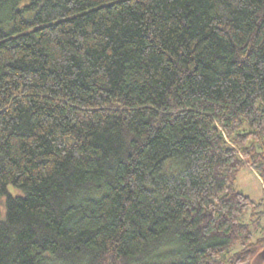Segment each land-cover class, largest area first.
Returning <instances> with one entry per match:
<instances>
[{
	"label": "trees",
	"instance_id": "16d2710c",
	"mask_svg": "<svg viewBox=\"0 0 264 264\" xmlns=\"http://www.w3.org/2000/svg\"><path fill=\"white\" fill-rule=\"evenodd\" d=\"M248 165L264 0H0V264H252Z\"/></svg>",
	"mask_w": 264,
	"mask_h": 264
},
{
	"label": "rangeland",
	"instance_id": "374dc122",
	"mask_svg": "<svg viewBox=\"0 0 264 264\" xmlns=\"http://www.w3.org/2000/svg\"><path fill=\"white\" fill-rule=\"evenodd\" d=\"M236 189L256 201L264 199V183L258 173L249 165L240 170ZM9 191L14 195H23L21 190L13 186L9 187Z\"/></svg>",
	"mask_w": 264,
	"mask_h": 264
},
{
	"label": "water",
	"instance_id": "95a60500",
	"mask_svg": "<svg viewBox=\"0 0 264 264\" xmlns=\"http://www.w3.org/2000/svg\"><path fill=\"white\" fill-rule=\"evenodd\" d=\"M252 264H264V248L256 255Z\"/></svg>",
	"mask_w": 264,
	"mask_h": 264
}]
</instances>
